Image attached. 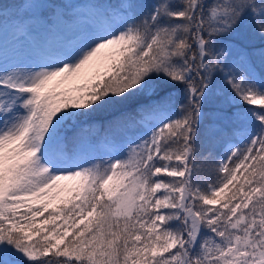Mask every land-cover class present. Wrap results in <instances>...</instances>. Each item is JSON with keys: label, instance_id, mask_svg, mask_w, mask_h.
<instances>
[{"label": "snow or ice", "instance_id": "1", "mask_svg": "<svg viewBox=\"0 0 264 264\" xmlns=\"http://www.w3.org/2000/svg\"><path fill=\"white\" fill-rule=\"evenodd\" d=\"M45 2L14 14L21 38L33 23L79 30L0 62V264H264V47L234 40H264V0H129L75 18ZM222 95L248 107H216ZM133 103L150 131L93 155L88 121ZM202 126L232 137L211 182L189 166Z\"/></svg>", "mask_w": 264, "mask_h": 264}, {"label": "rangeland", "instance_id": "2", "mask_svg": "<svg viewBox=\"0 0 264 264\" xmlns=\"http://www.w3.org/2000/svg\"><path fill=\"white\" fill-rule=\"evenodd\" d=\"M31 0H20L15 4L3 5L7 11L0 16V62H5L8 64H29L32 59L37 58L42 54V52L49 47H63L68 42L72 41L77 33L78 27L72 21H59L54 26H49L47 24H37L33 23L29 30V34L21 38L16 31L15 24L17 23L16 16L14 15L18 11L22 12L28 8L37 7L36 5L28 4ZM127 3L129 0H55V3H51L50 0H46L45 3L39 5L41 8H51V7H62L66 9L70 16L73 18L78 16H84L91 14L97 9L108 8L111 4ZM133 2L140 4L151 3L152 0H133ZM213 2V0H212ZM237 41V47H247V48H260L264 47V40H262L258 35L249 34L241 37H235ZM262 65L258 58L254 59V71L257 74V78L261 75ZM178 99L182 98L180 90L175 92ZM216 107H225L230 111H244L248 107L245 104H241L238 101H232L229 105L226 103L224 96H220L215 100ZM135 110V106L133 107ZM140 114L138 117L140 119V127L135 128V125L123 126V131L118 133L116 137H111L110 135L92 136L90 135L89 141L93 148V155L101 158H107L105 153L109 152H123L127 153L129 145L133 142L139 140L143 137L146 132L150 131L149 120L154 119V117L143 113V110L134 111ZM105 113L103 116H106ZM94 125L93 122H88ZM95 127V125H94ZM95 131V129L93 130ZM207 135L213 137L216 132L207 131ZM232 138L229 134L222 138L214 145L213 158H211V173L207 175H198V168L195 164H190L189 166L193 169L194 178H198L200 181L208 180L211 182L213 179V165L215 159L220 154V145L223 143L224 139ZM234 142L239 143L238 138H233ZM192 158V156L190 157ZM189 158V159H190ZM100 163V160H97ZM239 175V173H238ZM166 182L171 179L164 177ZM123 183H127V178L123 180Z\"/></svg>", "mask_w": 264, "mask_h": 264}, {"label": "trees", "instance_id": "3", "mask_svg": "<svg viewBox=\"0 0 264 264\" xmlns=\"http://www.w3.org/2000/svg\"><path fill=\"white\" fill-rule=\"evenodd\" d=\"M18 0H0L4 4H11L17 2ZM208 4H212V0H206ZM3 4V5H4ZM135 103L128 105H121L114 109H107L100 111L94 115V117L88 121L93 122L94 125L91 129L92 136H100L104 134L117 135L122 132L121 129L123 126L137 125L140 124L138 112H134L133 107ZM106 116H103L104 114ZM95 129V131H93ZM220 133H217L214 137L207 135L204 127L201 128L200 138L197 141V144L194 147L192 158H190V164H195L198 168V175L203 176L211 173L210 170V156L209 151L211 150V145L222 138ZM243 179V177H241Z\"/></svg>", "mask_w": 264, "mask_h": 264}]
</instances>
